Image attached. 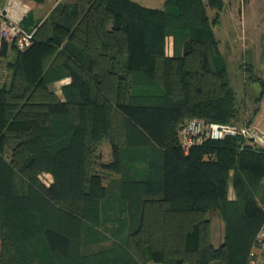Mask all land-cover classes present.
Instances as JSON below:
<instances>
[{"label": "trees", "instance_id": "16d2710c", "mask_svg": "<svg viewBox=\"0 0 264 264\" xmlns=\"http://www.w3.org/2000/svg\"><path fill=\"white\" fill-rule=\"evenodd\" d=\"M165 5L173 9L86 0L68 9L67 24L43 21L32 45L14 51L11 80L0 87V264H246L264 222L256 199L264 150L226 137L183 153L179 122H228L234 95L225 69L215 66L202 0ZM179 32L188 33L182 53L166 55L165 37ZM63 76L71 80L61 100L49 85ZM138 86L163 93L133 94ZM105 138L113 158L105 166L119 173L117 199L91 172ZM120 149L139 155L122 165ZM206 152L214 160L206 162ZM133 161L147 163V180L132 178ZM41 171L53 181H39ZM230 174L236 201L226 196ZM105 212L119 220L107 237L99 229ZM210 214L224 223L217 247ZM81 220L96 238L78 251L70 223L78 229ZM105 240L108 247L83 253Z\"/></svg>", "mask_w": 264, "mask_h": 264}, {"label": "rangeland", "instance_id": "374dc122", "mask_svg": "<svg viewBox=\"0 0 264 264\" xmlns=\"http://www.w3.org/2000/svg\"><path fill=\"white\" fill-rule=\"evenodd\" d=\"M26 1L31 4L34 0ZM137 2L142 6L148 4L157 6L158 8L165 7L166 9H173L172 6L165 5L166 0H138ZM215 2L218 5L210 7L207 4V0H202L217 48V54L214 56L215 66L218 69H225L229 85L233 90L235 114L228 122H250L251 125L264 132V0H215ZM187 34L188 33L179 32L174 35H167L164 40L165 54L168 56L169 54L173 55L175 53L177 55L181 54L183 43L188 36ZM14 51L15 50L11 49L3 55L1 61L2 73L0 76V87L8 85L11 80L12 69L9 64L14 59ZM55 81L51 82L49 85L52 91L55 90ZM131 92L133 94L147 93L161 95L163 89L158 86H138L131 88ZM186 119L188 118H185L183 121ZM91 122H98V120L93 119ZM181 122H179L177 128ZM113 127L116 128L115 122ZM99 145L100 144L96 145L97 149ZM251 148L264 150V144L256 145ZM120 150L119 160L122 165L126 158H133L139 155L138 152L129 151L130 149H125V152L122 149ZM97 152L98 150L95 152L91 161V172L100 177L102 182L103 179L107 181L109 175L118 177L119 173L115 171L114 168L105 166V164H110L113 158L111 161H107L105 157L100 156L101 153ZM213 157L214 155L212 152H206L202 156L206 162L214 160ZM114 162H116V160ZM37 177L39 181H44L46 184L53 181V176L48 171L39 172ZM231 177L232 174L229 176L230 180L226 196L228 200L236 201L235 190L231 185ZM63 202L65 204L68 203L65 200ZM234 212L236 214L238 212L237 209H235ZM212 216L213 215L210 214L209 217ZM104 218L107 223L101 222L102 224L100 223L99 229L103 230L107 237V235L110 236V233L107 231V226H113L116 229L119 225L111 223L113 220L108 216ZM81 222L82 227L78 229L74 228L72 223H70L75 233L78 234L81 228L82 233L85 231V233L79 234L82 237H77L75 233L72 236L73 246L76 247L78 251L81 249V245L84 247L88 245L86 241L90 242L96 238L93 237L90 232L89 235L87 234V223L85 220H81ZM108 242L110 243V241L105 240L101 244L98 243L97 245L83 248V253L100 250L104 248ZM37 246L39 248L42 245L38 242ZM44 255L46 256L45 252ZM46 257L52 260L50 257Z\"/></svg>", "mask_w": 264, "mask_h": 264}, {"label": "built area", "instance_id": "2783aa9c", "mask_svg": "<svg viewBox=\"0 0 264 264\" xmlns=\"http://www.w3.org/2000/svg\"><path fill=\"white\" fill-rule=\"evenodd\" d=\"M30 11L26 0H0V76L3 52L24 51L34 39V30L22 25ZM179 145L183 153L207 141L226 137H239L241 146L263 145L264 132L245 122H216L192 117L182 121L177 128ZM246 264H264V222L258 230Z\"/></svg>", "mask_w": 264, "mask_h": 264}, {"label": "crops", "instance_id": "0c3cea01", "mask_svg": "<svg viewBox=\"0 0 264 264\" xmlns=\"http://www.w3.org/2000/svg\"><path fill=\"white\" fill-rule=\"evenodd\" d=\"M138 1V0H134ZM140 2V1H139ZM86 4V0H34L33 3H29L30 5V11L28 15L23 20V25L27 29H33L34 31L37 29V27L45 20L48 21H56L60 24H67V11L68 9H71L75 6H80L81 8H84ZM145 7L150 8H158L154 5H145ZM171 56V54H169ZM70 77L63 76L62 78L56 80L54 82L55 90L53 91L54 94L59 97L61 100H64L63 97V87L70 82ZM52 90V89H50ZM98 144L99 147L95 148V152L98 150L97 153H101L100 156L105 157V160L111 161L112 159V153H111V145L108 140H101ZM97 149V150H96ZM106 155V156H105ZM105 163V162H104ZM130 175L134 180L137 181H145L148 178V166L145 161H133L130 162L128 165ZM51 182V181H50ZM49 183V182H48ZM102 184L105 186L107 190L108 197L112 199H117L120 194V180L119 176H110L108 177L107 181H104ZM259 197V198H258ZM256 199L258 204L261 206L262 209H264V180L261 184V189L259 190L258 194H256ZM260 199V200H259ZM261 201V203H260ZM104 215V216H103ZM110 217L113 221L111 223H116L118 225L119 220L117 222H114V217L116 216L113 212L108 213H102V222H106V219L104 217ZM220 221V222H219ZM108 233H111L112 230L115 229V227L107 226ZM224 237V223L219 217L218 214H214L211 217V223H210V241L213 246L217 247L221 242L223 241ZM109 241V240H108ZM110 244H106L105 247H108ZM1 246V243H0ZM1 251V250H0ZM148 264H159L156 262H150Z\"/></svg>", "mask_w": 264, "mask_h": 264}]
</instances>
